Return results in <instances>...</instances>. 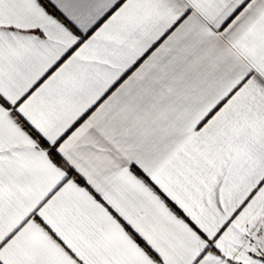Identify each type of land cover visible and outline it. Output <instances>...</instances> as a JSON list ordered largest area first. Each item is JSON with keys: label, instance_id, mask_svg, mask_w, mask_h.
Returning a JSON list of instances; mask_svg holds the SVG:
<instances>
[{"label": "snow or ice", "instance_id": "snow-or-ice-1", "mask_svg": "<svg viewBox=\"0 0 264 264\" xmlns=\"http://www.w3.org/2000/svg\"><path fill=\"white\" fill-rule=\"evenodd\" d=\"M0 264H264V0H0Z\"/></svg>", "mask_w": 264, "mask_h": 264}]
</instances>
